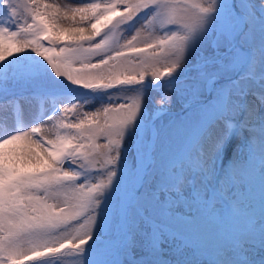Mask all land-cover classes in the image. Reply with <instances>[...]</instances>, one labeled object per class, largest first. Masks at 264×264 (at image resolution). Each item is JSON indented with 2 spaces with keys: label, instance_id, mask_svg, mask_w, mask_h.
Returning <instances> with one entry per match:
<instances>
[{
  "label": "snow or ice",
  "instance_id": "6c2138e0",
  "mask_svg": "<svg viewBox=\"0 0 264 264\" xmlns=\"http://www.w3.org/2000/svg\"><path fill=\"white\" fill-rule=\"evenodd\" d=\"M221 4L0 0V65L31 53L53 85L107 97L90 108L91 97L0 70V103L23 96L9 80L56 98L50 112L0 135V264H62L67 255L100 264L89 248L101 229L103 264H264V0H232L227 22ZM241 61L248 70L231 80ZM185 67L190 75L169 83L154 116L176 95L191 124L146 128L145 82ZM130 135L140 143L126 153ZM233 137L243 157L225 165ZM257 161L259 211L234 195Z\"/></svg>",
  "mask_w": 264,
  "mask_h": 264
},
{
  "label": "rangeland",
  "instance_id": "374dc122",
  "mask_svg": "<svg viewBox=\"0 0 264 264\" xmlns=\"http://www.w3.org/2000/svg\"><path fill=\"white\" fill-rule=\"evenodd\" d=\"M58 2L63 4H72L74 0H58ZM198 2H202L205 5L210 4L211 0H198ZM232 0H222L221 8H220V16L227 22L228 13L230 11V5ZM2 10H0V15H2ZM260 14L264 15V9L260 10ZM159 30V26H157ZM147 34V33H145ZM197 56V51L193 50L190 52L188 57V64L191 65ZM241 61L237 63L229 73V78L231 80H239V78L248 70V62ZM0 70H3L7 73H15V72H23L28 76L36 75L39 77L40 82L44 83L46 86L55 87L59 90L60 93L65 95H71L78 97L80 99H87L89 97L92 98V104L88 107L95 108L99 106L101 102L106 101V94L102 92L93 93L90 90H85L82 88H78L73 85L67 84V81H64L63 84L66 87H61L59 84L53 85L52 81L48 78V73H50V69L46 65L41 58L31 54V53H22L17 57L11 58L9 61L5 62V64L0 65ZM190 75V71L188 67H185L182 71H180L176 77H173L171 80L165 79L160 82L153 84L151 79L145 82L143 86L144 91V101H145V127H151V124L148 121H153L155 118L154 111L156 110L155 101L159 100L163 94V91L168 88L169 83L172 80H177L179 78H184ZM242 87H248L252 84L249 81H241ZM8 87L11 92L15 95L23 96L18 99L22 107H24L25 112L27 113V108L31 107L34 115H42L44 113H48L53 109L55 99L54 97H42L38 95H34L31 92L35 90L34 85L30 83H25L23 80L17 82L14 80H9ZM71 90V91H69ZM114 91V90H113ZM128 95H135L134 93H128ZM17 100V101H18ZM14 104H8L7 102L0 103V112L10 111L12 116V110ZM169 112L164 114L163 117L159 118L156 121V124L162 123L165 126H177L184 124L186 127L191 124V120L188 116V110L184 107V103L181 99H179L176 95L173 97V103L169 106ZM43 108V109H41ZM13 118V116H12ZM12 118L10 120H12ZM33 118V117H32ZM30 119V121L32 120ZM30 121L24 119L19 125L11 126L1 120L0 124V135H4L9 132L12 128H23ZM138 135L142 138L144 134L143 129L137 130ZM140 140L134 136H129L127 140L128 147L125 149V152L129 151L135 152L137 147L139 146ZM243 141L239 137H233L227 148L225 149L223 163L225 165L229 164L233 159L234 155L239 154L243 157ZM249 163H252V158H249ZM256 176L249 180L245 179L241 181L244 185V190H241L239 186H237L234 195L239 196L241 199H244L248 204L253 206L256 211H259L260 205V196H261V187L259 180V162L256 163ZM107 233L104 230H99L97 235L94 237L95 243L91 245L89 248V255L96 257L100 264H103L104 256H103V247L106 244ZM62 264H76V261L72 255H67L65 257L60 258Z\"/></svg>",
  "mask_w": 264,
  "mask_h": 264
},
{
  "label": "bare ground",
  "instance_id": "6f19581e",
  "mask_svg": "<svg viewBox=\"0 0 264 264\" xmlns=\"http://www.w3.org/2000/svg\"><path fill=\"white\" fill-rule=\"evenodd\" d=\"M14 109H15V106L13 105V107L11 108L12 110V114L14 113ZM19 115L20 117L22 118L21 121H23L24 119H27L28 121H30V119L32 117H34V112L32 111L31 107H28L27 108V113L25 112V109L24 107H22L21 105L19 106ZM12 118L11 114H10V111H6V112H0V124H1V120L5 123H7L8 125H11V126H15V121L13 120H10Z\"/></svg>",
  "mask_w": 264,
  "mask_h": 264
},
{
  "label": "water",
  "instance_id": "95a60500",
  "mask_svg": "<svg viewBox=\"0 0 264 264\" xmlns=\"http://www.w3.org/2000/svg\"><path fill=\"white\" fill-rule=\"evenodd\" d=\"M169 112V111H168ZM167 112V113H168ZM166 114V113H165ZM161 117V116H160ZM159 117H156L155 119H154V121H153V124H155V121L158 119Z\"/></svg>",
  "mask_w": 264,
  "mask_h": 264
}]
</instances>
